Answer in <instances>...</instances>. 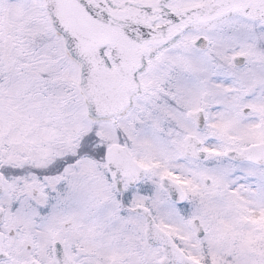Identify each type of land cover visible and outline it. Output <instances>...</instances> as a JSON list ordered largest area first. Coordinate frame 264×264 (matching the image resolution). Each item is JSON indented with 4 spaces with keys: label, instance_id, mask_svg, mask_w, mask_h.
I'll use <instances>...</instances> for the list:
<instances>
[{
    "label": "snow or ice",
    "instance_id": "snow-or-ice-1",
    "mask_svg": "<svg viewBox=\"0 0 264 264\" xmlns=\"http://www.w3.org/2000/svg\"><path fill=\"white\" fill-rule=\"evenodd\" d=\"M0 264H264V0H0Z\"/></svg>",
    "mask_w": 264,
    "mask_h": 264
}]
</instances>
